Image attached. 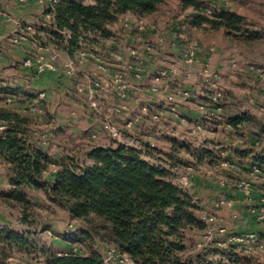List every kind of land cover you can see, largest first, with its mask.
Listing matches in <instances>:
<instances>
[{
	"label": "trees",
	"instance_id": "1",
	"mask_svg": "<svg viewBox=\"0 0 264 264\" xmlns=\"http://www.w3.org/2000/svg\"><path fill=\"white\" fill-rule=\"evenodd\" d=\"M88 1L58 0L55 12L46 10L52 13L51 25L40 23L35 27V38L43 48L53 46L75 57L84 43L120 42L119 32L114 27L123 16L129 13L152 16L169 2L93 0L95 3L89 4ZM180 1L185 12L192 11L191 27L224 30L232 38H253L244 33L245 18L240 14L212 9L202 0ZM0 93L29 100L36 97L32 90L21 85L0 84ZM226 101L221 116L227 118L237 133H242L244 127L252 124L251 111L239 103ZM229 106L233 107L230 111ZM0 127H3L0 129V160L9 167L11 187L3 198L21 208L23 223L31 224L29 219L35 204L28 197V191H44L50 201L84 223L82 237L85 240L97 239L118 253L127 254L133 264H214L202 255L188 254L195 245L196 236L207 229L201 219L204 208L199 200L194 201L192 187L188 190L178 188L167 180V170L152 165L136 150L123 145L95 146L86 153L91 163H82L76 156L54 161L36 145L29 117L0 106ZM259 127L256 134L249 137L247 146L237 148L236 153L248 161L250 167L258 165L259 176H263L264 126ZM53 167L56 173L54 181H50L46 175ZM257 234L264 242V232ZM36 248L28 232L21 234L10 228H0V264H12L10 261L17 251L32 256L33 252H38ZM42 252V264H106L104 255L97 250L87 254L58 253L50 249ZM251 255L241 244H232L226 254L229 264H253Z\"/></svg>",
	"mask_w": 264,
	"mask_h": 264
},
{
	"label": "rangeland",
	"instance_id": "2",
	"mask_svg": "<svg viewBox=\"0 0 264 264\" xmlns=\"http://www.w3.org/2000/svg\"><path fill=\"white\" fill-rule=\"evenodd\" d=\"M30 1L31 0H28V2ZM202 1L210 5L212 9H225L243 16L245 18L244 33L253 38H232L229 37L224 30L212 31L193 28L190 24L192 11L185 12L182 9L180 0H169L167 4L160 7L155 15L137 16L136 18L125 17L126 15L122 17V24H119L116 28L119 32V41L122 42L119 49H126L127 42H133L132 44L136 45L138 49H141V45L137 42H152L157 46H160V42H165V45L161 46V49L156 50L151 55L152 59L149 60L147 65L143 68L146 73L154 74L157 71H161V69L169 70L174 66L183 69L185 67L182 62L183 42L197 43L200 48L202 65L198 64L193 68L187 69L185 67L183 77L181 78H172L170 76L168 78L169 80H173L172 82L183 86L192 87L194 84L201 86L200 91L206 92L207 89L212 88L209 82L204 83V81H207L209 78H206L205 74L202 72L203 63H208L211 69L217 74V78L215 80L212 79V83L217 84L214 90H223L222 92H224L226 99L227 96L230 97V104H232V102L239 103L242 105V108L251 111L252 124H248L247 127H244L242 133L236 132L237 137L243 139L239 144L247 146L249 137L256 134L255 132L260 129V125L264 126V105L262 104L264 103V95H259L258 92V88L262 89L264 85L261 84L262 81H257V76L264 75V0ZM21 4L24 3L20 0H13L8 6L17 8L20 7ZM0 13H3V15L0 14V17H3L6 22H8L7 26L10 30L15 27V29H17L18 24H20L23 33H29L28 28L30 24L26 25L24 24L25 22L20 19V21L17 22V17L11 14V10L3 7L1 3ZM29 21L36 22L35 17L32 16ZM14 34H17V32L15 31L11 36H7L5 33L0 32V84L26 86L27 89L34 92L36 97L33 100H29L23 96H5L0 93V106H6L29 117L32 122V131L35 140L43 143L46 149H48L55 158H59L57 160H62L67 156H76L82 163H90L86 153L92 146L104 140L102 136L104 132L99 134L98 140H94L91 131L95 129V126L89 128L83 116L92 115V118L97 122L96 125L99 128L102 123V118L95 115L94 112L86 106L83 102L84 98L80 97L75 91L76 84L74 85L73 94H75L76 97H80L78 100L75 97L68 98L66 96L57 97L51 95L48 97V92L50 91L49 86L52 85L51 83L54 81L53 77L49 76L50 74L38 76L36 73H32V76L27 77L28 75H26L21 68V66L24 65L17 60L14 61V66L9 67L5 55L9 53L19 59L17 55L18 52H20L18 50L21 48L27 50L26 55H32V57L35 58L41 55L50 57V51L39 52L32 41L13 42L11 38ZM23 44L26 46L24 47ZM88 44L91 46L90 49H93V46H95L92 42H88ZM49 48L50 47L44 49L48 50ZM31 49H34L36 53ZM55 50L57 49L55 48ZM60 51L66 54L65 51ZM81 52L83 51L80 50L77 52L76 56L80 55ZM94 52L96 51L94 50ZM160 54H163V56L161 57ZM227 55H229L228 58ZM104 58L113 72H125L123 64L116 60L114 61V59L110 57ZM220 62L224 63L226 67L220 69L216 68V65ZM92 63L87 62L86 64L85 61L83 63L80 62L78 64V71L88 72L89 70L85 68L86 66L90 67L89 69H91V71H96L97 63ZM152 69L153 73L149 72ZM243 69L244 71H241ZM252 71L255 72L253 75ZM60 72L63 71L60 70ZM148 76L149 78H146L145 83L139 82V85H137L138 83L135 84V81H133L135 84L133 86L136 87V90H140V88L147 90L151 86V77L150 75ZM73 78L68 77L67 80L70 79L71 82L77 83ZM76 78H80L78 83L84 82V77L81 75H78ZM44 80L48 83L41 85L40 82L43 83ZM169 80H165V83L169 82ZM132 90L134 89L131 88V91ZM41 92L47 93L44 99L47 98L50 103L45 104V106L43 105V113H37L31 110V105L40 104V102L44 100L40 97ZM262 92L264 93V91ZM135 94L137 98L144 99L139 100L140 102H149L148 99H150V96L147 94H141L140 91H135ZM165 94L166 92L160 93L158 96L159 99H165ZM258 95L260 97L259 102L257 100ZM109 101L113 102L114 98L112 97ZM180 102L182 105L185 104L188 108H192V110L198 108L197 101L181 100ZM116 105L124 106V104ZM230 106L229 111L233 108H230ZM157 108L160 110L159 107ZM170 115L173 116L171 113ZM203 116H205V113H203ZM173 117L167 118V116L164 115V119H162L161 122L154 124L156 126L150 125L152 137H155L154 139L157 144V154H163V157H166L167 161L164 159L161 160L169 164L171 168L183 169L187 168L189 165L193 166V176L199 179L202 188L210 185L209 187H204V189L197 193L196 197L200 201L202 207L206 206V209L202 210L201 214L207 212L214 216L216 218L215 228L217 230L222 226L226 227V235L220 236V239L224 242L228 235L236 234L235 232L233 233L231 228L233 223H235V221H244L239 213V208L236 209L233 203L231 205L229 204L231 198L228 197L227 190L228 187L231 186L229 184L231 182L230 180H232L227 171L229 167H224L222 165V160H220V162H205V159H208L206 151H204V154L201 153V155L198 152L201 150V147L205 145L200 143L199 140H204L205 137L207 138L210 136L212 133L211 130L206 134H194L193 130L196 125H192L187 118L185 120V117H183L180 112V121L178 124H182L183 127L177 128L176 132L175 129L172 130L171 128H167V120L175 122L174 118L176 117ZM206 117L208 118H205V120L208 122L223 118V116L217 118ZM184 120L185 122H183ZM148 121L151 124V120L148 119ZM118 124L121 128H126L125 124ZM224 128L226 127L222 126L219 129L221 135L226 134ZM168 132L171 135H169ZM191 134L195 137H191ZM182 139H184L186 143H183L181 141ZM170 148L174 150V153L178 154L175 160L171 158L168 159L166 155V152H168ZM210 157L211 156H209V158ZM212 163L218 164L220 167L213 169ZM55 169L56 167L52 168V170ZM50 174L49 172L46 178H49ZM8 176L9 167L4 160H0V228H10L21 234L28 232L31 241L36 245V250L38 251L33 252L32 256H29L25 252L17 251L10 261L12 264H42V250L44 249H50L58 253L74 252L79 254H87L90 250H97L101 252L104 257L109 250L114 249L109 245L100 243L97 239L85 240L82 237L84 223L72 218L66 210L50 201L44 191H28V197L31 198L35 204L33 213L29 219L31 224L23 223L21 220V208L6 202L3 198V195L11 190ZM238 182L239 180L234 183L235 187ZM247 200L249 202L250 199ZM250 207L251 205L249 209ZM202 234L196 236L195 245L188 254L192 256L202 255L214 264H229L226 254L230 251L231 247L229 250L221 251L218 249H211L208 252L198 249V243L202 238ZM249 254H252L253 264H264V249L253 250V252ZM109 264L126 263L115 259L109 262Z\"/></svg>",
	"mask_w": 264,
	"mask_h": 264
},
{
	"label": "built area",
	"instance_id": "3",
	"mask_svg": "<svg viewBox=\"0 0 264 264\" xmlns=\"http://www.w3.org/2000/svg\"><path fill=\"white\" fill-rule=\"evenodd\" d=\"M22 3L28 2V0H20ZM58 0H47V9L55 12V4ZM211 13V10L208 11ZM44 26H50L52 23V13L45 14ZM17 34L12 36L13 42L32 41L33 45L38 51H46L41 43L35 38L36 31L32 28L29 29V33H23L22 27L18 24L16 29ZM66 34L70 35L68 32ZM133 42H127L126 49H117L112 53L114 59L124 65L125 72H113L110 66L105 60L99 56L94 50L89 52L83 51L80 55L75 57L63 58L59 50H51L50 57L41 55L40 57H28L24 66L29 69H34L37 74H43L47 71H60L62 70L66 75L70 77L81 75L84 77L83 83H77L75 85V91L78 94L84 95L86 105L94 112L95 115L102 118V123L99 129H93L91 131L92 138L98 140L99 134L104 132L111 142V146L117 147L123 145L125 147L136 150L140 156L152 165L163 168L168 171L167 180L173 183L175 186L182 190H188L192 185V178L194 167L188 166L187 168H171L169 164H166L161 160L157 154V144L152 134L143 135L138 131V125L142 124L144 119L151 120V126L161 122L164 119L165 112L171 113L174 117H180V109L182 107V101H197L199 112L205 113L204 118H217L220 117L224 110V104L226 96L223 90L215 91L217 84L212 83V79L217 78V74L211 69L208 63H203V73L206 78H209L204 83H210L211 89L200 91L201 86L194 84L192 87L179 85L169 80V76L172 78L183 77V71L185 67L193 68L198 64H201L200 48L195 42H183L184 49L182 50V62L184 68H178L176 66L169 70L157 71L154 74H148L143 68L147 65L149 60L152 59L151 55L161 46L165 45V42H160V46L155 45L152 42H137L141 49ZM87 56L91 57L97 63L96 71L79 72L78 64L83 63ZM162 57L163 54H160ZM202 65V64H201ZM131 74V78L129 75ZM151 77V86L145 90L140 88L141 94H147L151 98H154L153 103L142 104L139 108V112L131 115L125 122V129L121 128L116 121V116H120L125 112V106L116 105L109 100L112 97H118L125 99L128 96L131 88H135L133 85L136 83H145L146 78ZM165 80L169 82L165 83ZM135 81V84L133 83ZM172 83H171V82ZM200 84V82H199ZM202 85V84H201ZM208 91V93H207ZM166 92L165 99H159V94ZM46 92H41L40 97L44 99ZM208 99V100H207ZM253 101V100H251ZM160 110H158V108ZM31 110L37 113L44 112V106L42 104H32ZM186 120V118H184ZM185 120L183 122H185ZM196 125V124H195ZM156 126V125H154ZM3 129V127H0ZM210 128L204 124H197L194 127V134H206ZM169 135H171L168 132ZM161 155V154H160ZM167 161V160H166ZM231 164L230 159L227 157L223 160V166L229 167ZM250 171L254 177H258L261 174V169L258 165L253 164L250 167ZM224 184L223 182H221ZM238 191L247 199H253L254 187L253 182L249 178H241L236 185ZM195 202H198V198H194ZM231 205L232 202L230 201ZM251 215L259 222L264 223V198L260 204L251 206ZM201 219L207 224V229L203 232L202 238L198 243V249L208 252L211 249L229 250L232 244L243 245L247 252L251 253L253 250H263L264 242L260 241L259 235L255 232H247L242 235H228L227 240L220 239V236L226 235L227 229L225 226L220 227L218 230L215 228L216 218L211 214L204 212L201 214ZM231 250V249H230ZM118 259L120 262L126 264H133L132 260L127 254H120L115 249L109 250L105 256L106 264H109L112 260Z\"/></svg>",
	"mask_w": 264,
	"mask_h": 264
},
{
	"label": "crops",
	"instance_id": "4",
	"mask_svg": "<svg viewBox=\"0 0 264 264\" xmlns=\"http://www.w3.org/2000/svg\"><path fill=\"white\" fill-rule=\"evenodd\" d=\"M13 0H0L1 5H3V7H5L8 10H11V14L15 15L17 17V22H19L20 20L24 21V24H30L29 28H32L35 30V27L37 24L39 23H43L44 22V17L46 14V10H47V0H31L30 2H26L24 4H21L20 7L17 8H12V6H8V4H11ZM17 1V0H15ZM89 4H94L95 2L93 0H89L88 1ZM225 8V7H223ZM1 14V13H0ZM3 15V13L1 14ZM32 16L35 17L36 22L32 21L30 22L29 20L32 18ZM124 17V16H123ZM125 17H130V18H136L137 16L134 14H127ZM20 19V20H19ZM122 19L120 20L119 24H122ZM6 20L3 17H0V32L5 33L7 36H11L13 35V33L16 31V27L12 28L10 30V28H8L7 26ZM18 24V23H17ZM35 26H34V25ZM119 24H117L114 29H116ZM122 42H101V44L95 45L93 46V49H90L91 46L88 43H84L82 45L81 51H86L89 52L90 50H95L99 56H101L103 59H105L104 57H110L113 58L112 53L114 51H116L119 47L120 44ZM23 46L25 47L26 45L23 44ZM54 50L55 47L51 46L48 50H46L47 52ZM33 50L35 53L36 51L34 49ZM58 50V49H57ZM18 51V57L19 59L12 55L7 53L5 55V58L7 60V63L9 65V67L14 66L15 64V60L20 61L23 65L25 60L28 57H32V55H26L27 50L24 49H19ZM59 52L61 53V55H63L62 57H64L65 59L70 57L67 53L64 54L62 53L60 50ZM107 55V56H106ZM229 57V55H227V58ZM24 61H22V60ZM115 61V59H114ZM85 62L87 64L88 63H92L94 62V64H96L95 60H93L91 57L87 56V58L85 59ZM228 63V62H227ZM93 64V63H92ZM224 63L220 62L218 65H216V68L220 69L223 67H226ZM118 67V66H117ZM228 67V65H227ZM22 70L25 72L26 75L32 76L33 72L31 69L26 68L25 66H21ZM87 70L91 71V69H89L90 67H85ZM85 69V70H86ZM115 70V69H114ZM240 71V70H239ZM241 71H244L241 70ZM149 72L153 73V69L150 70ZM255 72L252 71V75ZM37 74V73H36ZM49 75L53 77V82L51 83L52 85H50V91L48 92V97L51 95H55L57 97L60 96H66V97H75L80 98L83 97L84 95L78 94L80 97H76L75 94H73L74 91V85L78 83L79 79L76 78L74 76V80H76L77 83L71 82V80H67L68 77L70 78V76L66 75L64 72H54V71H47L43 74H37L38 76H44V75ZM251 74V73H250ZM83 77V76H82ZM129 77L131 78V74L129 75ZM258 80L262 81L261 84L264 85V75H259L257 76ZM261 78V79H260ZM39 82V81H38ZM41 85L42 84H47L48 82L46 80H44V82H40ZM139 85V84H137ZM134 90H130L128 93V96L125 99H120L118 97H113L114 101L112 103L114 104H124L125 106V112L120 115V116H116V121L120 124H125L126 120L133 114L139 112V107L142 104H146V103H153L155 100L154 98L148 99L149 102H140L139 100H144L143 98H137L135 91H139L136 90L135 88H133ZM258 92L259 95H264V93L262 91H264V88L260 89L258 88ZM33 92V91H32ZM34 93V92H33ZM47 94V93H46ZM258 95V102H259V97ZM85 99V98H84ZM228 99V100H227ZM227 103H229L230 97L227 96ZM262 99V98H261ZM60 101V100H59ZM83 102L85 103V100H83ZM50 103V101L46 98L43 101L40 102V104L44 105ZM63 103V102H62ZM86 104V103H85ZM264 105V103H262ZM261 105V104H260ZM87 106V105H86ZM262 106V105H261ZM191 107V106H190ZM198 108H196L195 110H192V108H188V106L182 105L180 112L181 115L185 118H187L190 123L192 125H197V124H204L206 126H208L211 130V134L210 136H208L207 138L205 137L204 140H199L200 143L205 144L204 146L201 147V150H199L198 152L202 154H204V151H206L207 153V157L208 159H205V162L209 161H215V162H220V160H224L225 157H227L228 159H230L231 164L228 168V175H230V177L232 178V180H230V187H228V197L231 198V202L233 204H235V208L238 209L239 208V213L241 214V218L244 220L243 222H239V221H235V223H233V225L231 226L233 233H243V232H255V233H261L264 232V224H260L256 221H254L253 217L250 215L249 212V206H253V205H257L260 200L264 197V175L263 176H258V177H254L251 173L250 169V163L247 161L245 162L243 159H241L239 157V155L236 153V149L240 148V149H244L246 146H243V144H239L241 143V140L243 141L242 138L237 137L236 135V130L234 129V127L227 121V118H225V116H223V118L219 119V120H211L210 122H208L207 120H205L204 116L199 112V110H197ZM167 118L169 117H173L170 115V113H168L167 111L165 112ZM84 120L87 121L88 127H92L95 126V129H99L100 128L96 125V121L94 120V118H92L93 116H83ZM174 118V117H173ZM175 122L172 121H168L167 120V128H171L172 130H176L177 132V128H182L183 125L182 124H178L179 123V119L178 118H174ZM173 120V121H174ZM226 127L225 129V135H221L220 132V128L221 127ZM88 128V129H89ZM138 131H140L141 134L146 135V134H152L151 132V128H150V123L147 119H144V121L142 122V124L138 125ZM181 135V134H179ZM104 137V140L102 142L97 143V145H94L92 147L95 146H103V147H109L111 146V142L109 139H107L108 137L103 133L102 135ZM191 137H195L193 134L190 135ZM157 137V136H156ZM225 137V138H222ZM155 138V137H153ZM158 139V138H157ZM189 140V139H188ZM183 143H186L184 139L181 140ZM35 143L37 146H39L41 149H43L44 151H46L52 159L56 160V161H60L57 160L59 158H55V156H53L48 149H46V147L44 146L43 143L38 142L37 140H35ZM238 146V147H237ZM91 147V148H92ZM237 147V148H235ZM180 150V149H179ZM168 159H176V153H174V150L172 148L168 149V152H166ZM209 156H211L209 158ZM58 157V156H57ZM160 158L167 160L166 157H163V154L159 155ZM63 158V157H62ZM196 159V158H195ZM210 159V160H209ZM89 160V159H88ZM91 163V161H89ZM216 167H220V165H216L215 163H212V168L216 169ZM223 167V166H222ZM50 176L49 179L50 181H54V176L56 173V169L55 170H51L50 172ZM249 178L251 179V181L253 182L254 188H255V195L254 198L251 200H248L237 190V188L235 187V182H237L239 179L241 178ZM208 186H204L209 187ZM191 190L192 193L196 196L197 193H199L202 189H204V187L202 188V185L199 181V179L196 177H194V180L192 182V186H191ZM211 197V196H210ZM235 197V199H234ZM204 209H206V206L203 207ZM208 209V208H207ZM235 210V209H234Z\"/></svg>",
	"mask_w": 264,
	"mask_h": 264
}]
</instances>
